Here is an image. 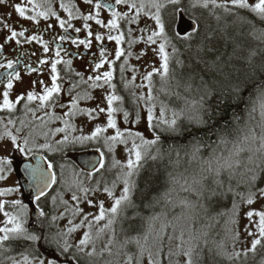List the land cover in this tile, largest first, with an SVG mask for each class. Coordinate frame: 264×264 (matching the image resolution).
<instances>
[{"label":"snow or ice","instance_id":"snow-or-ice-1","mask_svg":"<svg viewBox=\"0 0 264 264\" xmlns=\"http://www.w3.org/2000/svg\"><path fill=\"white\" fill-rule=\"evenodd\" d=\"M10 7L18 19L0 15V51L10 43L42 51L0 57V148L65 153L95 142L100 159L87 162V172L73 169L71 180L63 179L65 165L58 179L47 158L27 165L31 215L29 203L15 198L19 187L0 188V264H255L257 255L264 264V0H60L66 17L53 0ZM204 11L215 27L202 24ZM21 20L31 28L16 27ZM57 25L63 34L51 48L43 33ZM93 41L85 76L62 45L90 50ZM105 41L115 42L113 52ZM149 52L156 59L146 60ZM20 65L36 79L17 92ZM96 90L100 102L81 107L97 100ZM117 113L132 126H118ZM101 115L106 123L89 134L74 123ZM142 119L143 131L135 128ZM11 165L0 157V181ZM226 200L231 207L212 215ZM220 218L226 238L217 241Z\"/></svg>","mask_w":264,"mask_h":264},{"label":"flooded vegetation","instance_id":"flooded-vegetation-1","mask_svg":"<svg viewBox=\"0 0 264 264\" xmlns=\"http://www.w3.org/2000/svg\"><path fill=\"white\" fill-rule=\"evenodd\" d=\"M65 3L68 2V0H64ZM59 3H60V0H57V4L54 6L55 9H57V11L61 14V16L63 17H66V14L63 13L62 10L59 9ZM10 6V5H9ZM7 12L9 11H5V10H1L0 11V15H4L6 14ZM13 9H12V13H13ZM105 12H102V14H104ZM102 16V18L106 17V16ZM18 19V16L17 14L14 12L11 16V21L10 22H14ZM187 20V17L185 18ZM53 24H55V21H51ZM43 21L41 22V24L43 25ZM77 27L81 26V23L80 21H74L73 22ZM16 27L20 28V27H29L31 28V22L29 21H26V20H21L20 21V24L19 25H16ZM92 27H93V31L95 32L97 29H98V26L95 25L94 22H92ZM32 31H36V29H31ZM100 31H105L104 29H99ZM60 34H63V31L61 29H59L58 25L55 27V31L54 33H48V32H45L43 33V36L45 39L49 40L50 41V47L51 48H54L55 47V43L52 42L53 41V36H58ZM73 35H75V33H73ZM80 37L83 38L85 33L84 32H81L80 34ZM105 45L107 46V48L109 49L110 52H113L114 51V48H115V42H108V41H105ZM63 47H66L69 49L70 52L73 53V56L71 57L73 59V68L77 71H83L85 72V76H87L89 73H88V65L89 63L91 62V59H92V54L93 53H96L97 52V48H96V42L93 41V46L90 50H85L83 48V46L80 47V49H76L74 46H71L70 44H64L62 45ZM140 47H143V45H138L137 46V50L140 48ZM35 51L37 53V55L39 56L41 54V48L39 45H36L35 43L31 46L29 45H24L23 46V49H21L20 46H17L15 45L14 43H10V46L7 47L6 49H4L3 51H0V57H5L7 56V58H15V56L19 53V51ZM79 53V55H76V53ZM49 55H52V53H49ZM63 55V53H62ZM82 57V59H81ZM67 58V57H66ZM33 60L35 59V57L32 58ZM153 59H156L154 58L153 56H151V52H149L148 56L146 57V60H153ZM122 62V61H121ZM120 62H117V64H119ZM131 64H135L137 65L138 67L142 64L145 63V60H140V61H137L135 59H132L130 61ZM58 68H63V65H60L58 66ZM19 70H21L22 72V75H23V83H17L16 84V91L17 92H20V91H24V90H27L30 88V81L33 80V79H36V74H32L31 76H28V75H24L23 73V65H20L19 66ZM3 70H0V73H2ZM130 73L129 74H126V76L128 78H130ZM138 75V80H137V83L140 82L139 80V76L141 75V73H137ZM0 79H2V76H0ZM43 79H45L46 81H48V76H47V71H45V74L43 76ZM115 83H117L118 85V94H121V95H124L126 100L128 98V93L125 92L123 90V86L122 84L120 83L119 81V75H118V70H117V79L114 80ZM2 84H0V90H2ZM137 91H140V90H137ZM93 95H95L97 97V100H94V101H87V102H84L82 101L81 102V107H94L97 103L100 102V95H101V92L100 90H96ZM65 100L68 99V97H64ZM104 106V105H102ZM173 106H176V105H173ZM57 111H61L60 109H57ZM143 115V113H142ZM170 115V113H169ZM116 119H117V123H118V126L120 127H131L132 125H124L123 122H122V113H117L116 114ZM74 123H76L77 127L78 128H83V133L84 134H89L91 130L94 129L95 125L96 124H104L106 123V117L104 115H101V117L95 121H91L89 122L87 120V117H84V116H80V117H77L76 120L74 121ZM142 124V120H141V123ZM139 124V125H140ZM54 126H59L58 124L57 125H54ZM135 128H138L140 130H144L145 129V122H144V127L140 128L139 126H135ZM80 132H76L74 133V135H79ZM108 135L110 134H114V130H109V132L107 133ZM63 135V134H61ZM146 135H150L149 133H146ZM41 143L43 142L42 140L40 141ZM100 145L95 143V142H89V143H86L84 145H81V144H76L74 146H71L69 149L66 150L65 153H49V152H46V151H38L37 153L35 154H32V153H20L18 151H11V145L9 144L8 148H10L9 150H5V154L6 156L12 160V165H11V169H12V172L14 174V177L16 179V184H17V187H19V184H18V181L21 178H19V169L21 167L22 164L26 163V162H30L32 157L35 156V155H38L40 156L43 161H44V158H47L48 160L52 161L54 164H55V168H54V171L56 172L57 175L60 176V172H57L56 169H60V165H65V169H64V179L66 180H71L72 179V170L74 169L76 172H80L81 169L78 167V165L76 164L75 160H74V156L75 155H78V154H81V153H85V152H96L100 155L99 152H97V148L99 147ZM0 150H4L3 148H0ZM103 151V149H101ZM107 154V153H106ZM107 159H109V157L107 158L106 155H105V166L107 167L110 163L107 161ZM45 163V161H44ZM61 170V169H60ZM85 172V171H84ZM57 187L58 185H53V187L50 189L49 191V200L48 201H42V203L45 204L46 208L47 207H50V196L51 195H55L56 194V190H57ZM20 188V187H19ZM17 195V194H16ZM34 195V194H33ZM15 198H19V199H22L24 200L25 203H29V193L28 194H23L21 191L18 193L17 197ZM67 198V196H66ZM35 209V204L34 203H29V210H30V215L32 214V210ZM47 210V209H46ZM224 220V219H223ZM220 240H224L222 237L219 238V241Z\"/></svg>","mask_w":264,"mask_h":264},{"label":"rangeland","instance_id":"rangeland-1","mask_svg":"<svg viewBox=\"0 0 264 264\" xmlns=\"http://www.w3.org/2000/svg\"><path fill=\"white\" fill-rule=\"evenodd\" d=\"M15 2H20V0H9V5H11L12 3H15ZM76 2L79 3V0H76ZM56 4H57V0H53V6H55ZM81 7H83V6L81 5ZM1 10L12 12V8L10 6H0V11ZM55 10H57V9H55ZM102 15L103 16H107L108 14L105 12ZM151 56H152V54H151ZM144 122L145 121L142 119V124L137 125V126H139L140 128L144 127ZM4 151L5 150H0V157L6 156ZM124 156H125V154L123 153V148H122V146H120V149H119V151L117 153V158L118 159H124ZM108 157H109V159H107V161L109 163H111V156L109 154L107 155V158ZM63 179H64V177H63ZM13 186L17 187V184H16V179L14 177V174H13V172L11 170V172L7 174V179H5L3 181H0V188L13 187ZM58 188H59V185H58L57 189ZM17 195H18V193H17ZM17 195H15V197H17ZM4 199H8V197H4ZM215 207H216V205H214V207L211 209V214L212 215H215ZM253 207L260 208L261 204L257 203ZM218 210H219V208L216 210V212ZM245 223H246V220L243 219V211H242V213H241V226H243V224H245ZM224 229H225L224 220L220 218V223L215 225V227L212 230L211 238L214 239V240H217V241H219L220 237L225 239L226 237H225Z\"/></svg>","mask_w":264,"mask_h":264},{"label":"water","instance_id":"water-1","mask_svg":"<svg viewBox=\"0 0 264 264\" xmlns=\"http://www.w3.org/2000/svg\"><path fill=\"white\" fill-rule=\"evenodd\" d=\"M99 159H100V155L98 153H96V152H85V153H81V154H78V155L74 156V160H75L76 164L78 165V167L80 169H83V171H85V172L88 171L87 162H89V161L96 162ZM38 162L41 165H44L43 159L40 156L35 155V156L32 157L30 162H26V163L22 164L20 169H19V171H20L19 178L21 176L22 179H20L18 181V184H19V187H20V191L23 194H28L29 193L30 177H29L28 170H27L26 166L29 165V164L35 165ZM50 189L48 190V192L50 191ZM34 213H35V209L32 210V214H34Z\"/></svg>","mask_w":264,"mask_h":264},{"label":"trees","instance_id":"trees-1","mask_svg":"<svg viewBox=\"0 0 264 264\" xmlns=\"http://www.w3.org/2000/svg\"><path fill=\"white\" fill-rule=\"evenodd\" d=\"M198 16H200V19H201V22L202 24L207 27V25L211 24L213 27H215V21L214 19L208 15V13L206 11L203 12V14H201L200 12L197 13ZM228 51H231V49L229 48ZM247 94V93H246ZM108 154H106V157H107ZM57 172L61 171L60 169H56ZM58 179L61 178L59 175H57ZM231 207V202L230 201H223L221 202L220 204H217L216 207H215V214H216V210L219 208V211H223V210H226L227 208H230ZM47 209V208H46ZM221 219H225V218H221ZM259 259H260V256L257 255L256 257V262L255 264H259Z\"/></svg>","mask_w":264,"mask_h":264}]
</instances>
